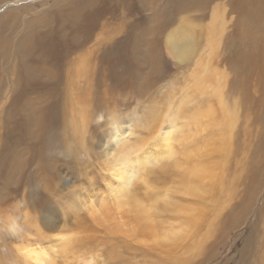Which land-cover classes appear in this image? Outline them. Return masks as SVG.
Returning a JSON list of instances; mask_svg holds the SVG:
<instances>
[{
    "label": "rangeland",
    "instance_id": "obj_1",
    "mask_svg": "<svg viewBox=\"0 0 264 264\" xmlns=\"http://www.w3.org/2000/svg\"><path fill=\"white\" fill-rule=\"evenodd\" d=\"M231 3V0H214L205 11L196 9L195 12H178L160 33L158 46L163 62L161 68L155 71L143 65L138 66L135 60L138 55L133 52L140 43L148 45L149 41L139 37V31L152 27L150 18L148 22L150 12L145 13L144 19L148 23L143 27L139 26L141 16H129L125 6L118 7L115 20L102 22L103 25L97 28L85 52L77 55L78 62L85 58L91 62L92 70L85 77L86 82L79 80L71 85L68 81V74L73 73L76 66L68 67L69 72L63 73L58 97L63 108L59 117H54V114L50 116L44 132L38 136L35 133H23L18 136V143L14 141L15 137L9 139L10 145L7 142L6 149V142L0 139V216L15 208L28 219L26 231L20 238L0 237V264H27L19 251L20 247L42 248L50 252L55 264H84L91 256L97 258L98 264H115L117 255L129 258L134 253L132 249L144 248L147 250L143 249L141 254L149 253L147 246H152L151 240L148 242L139 236L110 233L101 224L91 222L88 213L83 210L87 200L110 193L112 186L118 184L111 175L99 176V157L102 153L98 151L108 146L107 139L113 129L92 125L98 112L114 107L127 116L120 122L125 128L115 133V139L120 134H126V145L139 146V149L143 147L138 152L140 158L151 156L148 158V173H143L142 179L134 184L135 192L141 198H146L150 193L169 191L172 192V200L200 212L195 217L197 228L193 229L191 236L175 253L185 257L187 264H253L264 257V118L260 115L264 110V102L257 72L254 70V76L248 77L238 66L236 53L242 45L243 26L240 30V15L232 6L235 4ZM216 9L224 14L225 27L218 40L216 54L209 57L210 47L205 27ZM30 13L29 10L22 17L28 18ZM130 24L134 25L136 32L128 40L126 50L120 53L118 64L113 67L105 62L107 59L104 57L102 67L97 65L94 58L102 59L107 52H104V48L111 44V40L120 41L124 32L133 28ZM190 25L195 28V52L186 60L176 59L172 55L169 37L182 28L191 30ZM75 57L76 54L72 55L71 63ZM204 60H209L212 69L224 74L222 94L225 101L237 104L235 108L238 118L230 142L231 152L229 150L227 156L222 150H214V141L218 140V136L207 127L213 119L221 118L217 110V99L209 104L211 107L213 104L215 118H202L199 122L190 119L196 107L195 98L202 99L201 103L204 100V97L195 95L191 74ZM70 64L67 66H72ZM4 87L2 83L0 89ZM79 101L84 102L82 104L87 108L86 114L89 117L86 133L82 137L72 129V123L79 118L74 117L71 105L76 108L75 102ZM177 104L179 106L176 107ZM169 106L180 108L178 115L181 120H178V130L175 129L172 135L176 155L160 162L156 158H162L165 146L162 141H156L160 138L159 131L165 134L172 128L167 118ZM206 106L208 104L203 107ZM3 117L0 114L1 134L8 128L5 124L8 120ZM186 122H189V126L185 125ZM12 134L16 136L15 124ZM209 144H213V147ZM108 150L116 151L118 147L108 146ZM204 151L208 152L207 155ZM202 155L205 161H199ZM4 159L9 161L5 170V164H2ZM176 161L183 167L208 161L216 165L213 171L217 170L220 178H216L214 183H206V192L201 196L182 194V190L178 189L179 172L174 166ZM90 177L96 179L90 182L87 179ZM167 213L166 219L179 218L170 209ZM188 215L183 214L185 218ZM47 216H51V222H46ZM128 217L126 221L130 219ZM58 233L71 237V246L69 243L61 249L56 247L55 237ZM198 240V243L204 245L202 253L190 252L195 245L198 246L195 244Z\"/></svg>",
    "mask_w": 264,
    "mask_h": 264
},
{
    "label": "bare ground",
    "instance_id": "obj_2",
    "mask_svg": "<svg viewBox=\"0 0 264 264\" xmlns=\"http://www.w3.org/2000/svg\"><path fill=\"white\" fill-rule=\"evenodd\" d=\"M231 1L235 4L232 6L240 15L238 21L239 29L241 30L243 26L241 30L242 45L236 53L238 66L242 73L248 77L254 76V70L257 72L256 75H258L264 102V0ZM213 2L214 0H52L51 2L48 0H29L28 2L25 0H0V86L2 83L5 85L4 88L0 89V104H2L0 114L8 120H5L8 128L3 134L0 132V139L3 138L6 142V144L3 142L5 149L9 139L15 137L14 141L18 143L20 141L18 136L23 133L32 135L35 133L38 136L44 132L50 116L54 114V117H59L63 108H61L58 99L63 73L69 72L68 67L76 66L74 67V72L68 74V81L71 85L79 82V80L86 82L85 77L92 70L91 62L87 58L78 62L77 55L85 52L88 42L95 34L97 28L103 25L102 22L104 20H115L119 6H125L126 13L131 17L141 16L140 19L137 18V20H141H138L139 26L143 27L149 22L150 18L152 27L146 31H139V37L146 42L149 41L148 45L145 46L140 43V46L134 48L133 52L138 55V59L135 58L138 66L143 65L150 68L149 70L153 69L155 71V69L161 68L163 62L158 46V39L162 29L172 22L178 12H181V14L189 11L195 12L196 9L205 11ZM38 8L42 9L38 10ZM29 10L31 11L30 16L23 18L22 15ZM148 12L150 14L147 22L144 16ZM129 26L133 28L124 32V37L120 41L111 40V44L106 47L107 49L104 48V52H107L102 59L99 57L94 58L97 65L102 67L104 57L107 59L105 62H109L113 67L118 64L120 53L126 50L127 47L125 46L128 40L136 32L134 25L130 24ZM224 27V14H220L218 9H216L212 13L210 22L205 27L210 47L209 57H211V54H216L218 40L223 34ZM193 29H195L194 26H192L191 30L182 28L178 31L176 30V34L169 37L174 58L186 60L194 54L195 34ZM75 54L76 57L71 63L70 59ZM69 64L72 66H67ZM191 77L194 82L195 95L204 97V100L201 103L200 100L202 101V99L195 98L197 100L195 102L196 107L191 112L190 119L193 122H199L202 118H215L216 113L212 108L213 104L212 107L209 104L212 100L217 99V110L221 118L219 120L213 119L207 127L214 135L218 136V140L214 141L216 145L214 150L216 152L222 150L224 155H226L232 148L230 147V142L238 114L236 111L237 104L235 103V106L233 105L234 101L232 104L229 103V100L226 102L223 97L224 74L212 69L209 60H204L194 70ZM186 94H189V92L186 91ZM42 100L43 103H41ZM82 102H75L76 108L71 105L74 117L76 119L79 118L78 121L72 123V129L75 134H79L81 137L86 133L89 119L86 114L87 108H84ZM182 104H180V107ZM204 104H208V106L203 107ZM168 109L167 118L172 128L167 130L165 134H161L159 131L158 138H160L156 143L162 141L165 148L162 158H156L157 161L169 159L176 155L172 135L175 133V129L178 130V120H181L178 115L180 108L169 106ZM262 112L260 115L264 118V110ZM13 124L16 126V136L12 134ZM185 125L189 126V122H186ZM124 128L125 126L121 124L117 129H113L109 133L108 146L119 148V144L124 140L122 147L130 148L138 153L143 147L139 149V146L126 145V134H120V137L115 139V133L119 132V130L122 132ZM55 138L56 134H54ZM81 140L80 142L82 143ZM65 148L67 149V147ZM204 153L207 155L208 152L204 151ZM203 157L205 156L202 155L199 161L204 160ZM148 158H151V156L145 159L137 156V166L140 170L138 181L142 179L141 175L143 173H148ZM8 162L5 159L2 161V164H5L4 168L2 167L3 170L7 169ZM174 166L178 168L179 172L178 189L182 190V194L191 197L201 196L206 192V187L208 186H206V183L211 184L216 178H220L217 170L213 171L216 165L208 161L197 162L190 167L189 165H184L185 167H183L176 161ZM223 188L222 186V191H224ZM171 193L169 191L156 194L150 193L146 198H141L135 192L133 186L121 192L116 202L106 198L108 203L105 207L92 215L88 214L91 222L94 221L101 224L110 233L139 236L140 239L143 237L146 241L151 240L152 246H147L149 249L147 255L145 253L141 254V251L147 249H132L134 253L129 258H125L121 254L117 255L118 259L115 264H187L186 258L181 257L175 251L191 236L193 229L197 228L195 226V217L200 212L187 205L178 204L175 199L173 201ZM175 206H180V209L178 207L175 209ZM169 209L172 210L173 215L175 214L179 218L174 220L166 219L165 215ZM183 214L189 215L185 218ZM128 216L130 219L126 221L125 218ZM51 220V216L46 217V222H51ZM196 237L198 239V235ZM199 238L201 237L199 236ZM200 240L194 241L198 246L195 245V248H192L190 252L202 253L204 245L202 246V242L198 243ZM71 241V237L65 234L58 233L55 237L56 247L60 249L67 247L69 243L71 246ZM19 251L27 264H55L51 257L52 255L49 254L50 252L48 253L42 248L20 247ZM261 258V262L259 259L258 263L254 261L255 263L253 262V264H264V257Z\"/></svg>",
    "mask_w": 264,
    "mask_h": 264
},
{
    "label": "clouds",
    "instance_id": "obj_3",
    "mask_svg": "<svg viewBox=\"0 0 264 264\" xmlns=\"http://www.w3.org/2000/svg\"><path fill=\"white\" fill-rule=\"evenodd\" d=\"M125 117L127 116L123 115L122 110L114 107L108 111L98 112L92 125H104L107 128L117 129L121 120ZM123 144L124 140L116 151H109L107 145H105L103 150L98 151V153H102L99 157L101 169L99 176L111 175L115 180L119 181V184L112 186L110 193L103 194L99 198L87 200L83 210L89 215L98 212L99 209L106 206L108 203L106 197L110 198L112 202H116L119 199V194L133 187L139 179L138 153L130 148L122 147ZM87 179L92 182L96 177ZM27 225V217L13 208L7 214L0 216V237L18 239L25 233ZM84 264H98V260L95 256H91L84 261Z\"/></svg>",
    "mask_w": 264,
    "mask_h": 264
}]
</instances>
